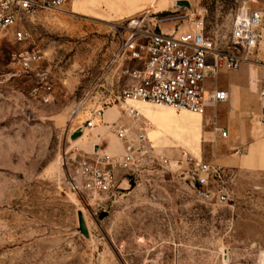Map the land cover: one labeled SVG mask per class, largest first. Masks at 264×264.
Returning <instances> with one entry per match:
<instances>
[{
	"label": "rangeland",
	"instance_id": "1",
	"mask_svg": "<svg viewBox=\"0 0 264 264\" xmlns=\"http://www.w3.org/2000/svg\"><path fill=\"white\" fill-rule=\"evenodd\" d=\"M241 7L262 14L264 43V0H157L153 12L194 18L201 12L204 36L221 50ZM121 23L78 17L70 10L43 11L23 23V43L11 33L0 37V264H264V174L231 170L229 200L222 205L199 201L181 174L158 166L113 195H77L71 189L68 174L73 176L74 169L65 165L63 154L73 147L91 151L97 146L119 152L112 127L132 122L123 110L112 108L106 112L113 126L107 125L105 141L100 133L101 143L94 146L95 132H90L105 126L103 119L71 139L75 126L94 109L119 105L114 99L128 81L122 72L134 67L122 60L112 64L123 44L116 28ZM159 30L172 36L175 25ZM31 50L44 57V81L22 72L13 60L15 53ZM260 58L261 42L252 65L264 66ZM216 83L222 88L225 77ZM225 119L226 112L217 111L210 116L187 113L179 121L201 133L204 125L210 130ZM213 148L203 142L201 158L180 145L175 150L208 163Z\"/></svg>",
	"mask_w": 264,
	"mask_h": 264
},
{
	"label": "built area",
	"instance_id": "2",
	"mask_svg": "<svg viewBox=\"0 0 264 264\" xmlns=\"http://www.w3.org/2000/svg\"><path fill=\"white\" fill-rule=\"evenodd\" d=\"M82 1L88 0H0V37L11 33L16 43H23L26 40L23 23L27 18L43 11L63 13ZM197 16L156 14L149 9L116 26L122 33L123 44L112 64L122 60L134 67L122 72L128 81L114 102L120 105L127 101L144 103L204 116L209 108L228 101L227 93L217 90L213 82L221 73L237 72L244 65L254 66L252 58L262 40L263 16L249 7L238 9L228 43L221 50L212 48L204 36L201 12ZM164 24L175 25L172 36L160 32ZM181 24L186 26L178 34ZM13 60L22 72L36 74L42 81L47 79L41 74L44 57L40 51H20L13 55ZM260 96L264 104V88ZM81 110L82 103L75 107L69 126ZM103 111V108L94 109L91 118L76 125L74 130L80 129L83 134L85 129H92L93 121H100ZM123 111L133 123L139 121L140 114L134 107L126 106ZM145 128L144 124L135 131L113 126L120 145L117 155L105 153L98 147L88 152L73 147L65 152L62 156L65 165L74 169L73 176L68 174L73 192L86 196L113 195L124 191V184L130 187L147 168L158 166L181 174L199 201L209 205L228 202L231 170L187 154L178 159L168 158L148 141ZM221 137L225 138L226 133L222 132Z\"/></svg>",
	"mask_w": 264,
	"mask_h": 264
},
{
	"label": "crops",
	"instance_id": "3",
	"mask_svg": "<svg viewBox=\"0 0 264 264\" xmlns=\"http://www.w3.org/2000/svg\"><path fill=\"white\" fill-rule=\"evenodd\" d=\"M156 1L88 0L71 5L70 11L78 17H87L106 24H117L139 17L147 10L153 9ZM74 6H78L77 11L73 10ZM261 44L264 45L262 41ZM261 60L264 62V59ZM220 75L226 79V84L222 88L216 83ZM218 77L214 80L213 86L217 90L226 92L228 101L209 108L204 116L224 111L226 119L222 121V124L214 122L210 130L204 125L200 133L199 128L186 127L179 121V118L187 113L140 103H125L103 111L102 119L106 125L102 126L101 124L99 128L89 130L95 132V139L92 140V143L95 144L94 146L101 143L102 138L98 137L100 133L105 141V135L109 128L107 125L113 126L111 121H107L105 118L109 109L123 110L126 106H132L139 112L136 108L139 106L142 108V111L139 112V121L137 123L132 121L126 128L135 131L142 124L146 125L144 131L148 141L153 147L161 149V152L165 151L164 154L166 153L167 156L169 154L171 158L178 157L175 147L180 145L195 155V158H201V144L203 142L213 143L214 148L208 163L229 170L264 174V104L260 96L264 88V66H242L237 72L221 73ZM98 121L95 120V127ZM139 122L141 124L137 126ZM150 126H156V128L152 129ZM222 132L226 133L225 138L221 137ZM108 135L111 134L108 133ZM113 139L117 141L115 138ZM113 147L107 146L104 152L109 151L108 154L111 155L119 154L120 152ZM84 150L85 152L89 151L85 148Z\"/></svg>",
	"mask_w": 264,
	"mask_h": 264
},
{
	"label": "water",
	"instance_id": "4",
	"mask_svg": "<svg viewBox=\"0 0 264 264\" xmlns=\"http://www.w3.org/2000/svg\"><path fill=\"white\" fill-rule=\"evenodd\" d=\"M82 135V130H77V131H75L73 134H72V136H71V139H72V141L74 140V139H76L77 137H80ZM106 216V214H103L102 216H101V218H103V217H105ZM80 230H81V232L84 234V235H86V230H85V227H84V225H83V223H81L80 224Z\"/></svg>",
	"mask_w": 264,
	"mask_h": 264
},
{
	"label": "bare ground",
	"instance_id": "5",
	"mask_svg": "<svg viewBox=\"0 0 264 264\" xmlns=\"http://www.w3.org/2000/svg\"><path fill=\"white\" fill-rule=\"evenodd\" d=\"M76 4V3H75ZM152 11H153V9H152ZM126 103H134V102H130V101H127ZM140 104H144V103H140ZM146 105H148V104H146ZM152 106V105H151ZM157 107V106H156ZM163 108H166V107H163ZM168 109H170V108H168ZM172 110V109H171ZM174 111V110H173ZM177 112V111H176ZM179 112H186V111H179ZM188 113V112H187ZM191 114V113H190ZM198 116H200V115H198ZM93 124H94V127H95V120L93 121ZM93 127V128H94ZM92 128V129H93ZM91 130V129H90Z\"/></svg>",
	"mask_w": 264,
	"mask_h": 264
}]
</instances>
